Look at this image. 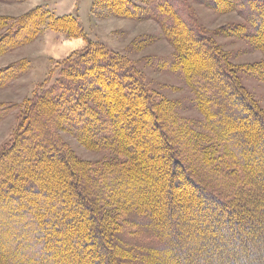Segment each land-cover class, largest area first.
<instances>
[{"label": "trees", "instance_id": "trees-1", "mask_svg": "<svg viewBox=\"0 0 264 264\" xmlns=\"http://www.w3.org/2000/svg\"><path fill=\"white\" fill-rule=\"evenodd\" d=\"M89 55H75L67 62L70 70L42 89L25 135L0 157V264H264V121L252 120L239 97L232 98L233 84L224 96L228 75L220 63L207 70L218 76L215 83L200 73L193 82L229 161L215 166L211 160L219 171L212 176L195 148L186 160L179 157L160 115L137 116V105L157 104L135 67L105 51ZM112 86L127 87L129 102L104 112V120L99 111ZM52 101L58 105L49 110ZM247 121L256 129L253 139L250 129H230L241 123L247 128ZM148 122L165 142L152 155L142 149L150 133L140 125ZM61 127L94 137L97 147L115 149L127 161L98 170L75 159L56 135ZM162 157L170 164L159 162ZM58 158L66 174L46 173L43 168ZM124 185L128 192L121 196ZM105 206H113L126 225Z\"/></svg>", "mask_w": 264, "mask_h": 264}, {"label": "rangeland", "instance_id": "rangeland-1", "mask_svg": "<svg viewBox=\"0 0 264 264\" xmlns=\"http://www.w3.org/2000/svg\"><path fill=\"white\" fill-rule=\"evenodd\" d=\"M74 39H82L84 45L72 50ZM99 50L118 55L135 67L145 81L146 93L155 98L156 107L137 105L141 111L137 116L146 120L160 115L162 128L176 139L179 157L186 160L185 154L195 148L205 164L202 168L214 171L212 176L219 171L209 165L211 160L215 166L229 161L211 130L203 98L195 92L194 74L215 83L218 76L207 70L217 69L220 63L229 80L224 77L228 84L222 88L224 96L234 87L231 97H239L252 120L264 121V0H0V157L25 135L32 102L42 89L56 83L75 55L95 56ZM78 77L85 79L84 74ZM128 92L127 87H110L100 117L105 120L104 112L114 113L128 105ZM50 104L49 110L58 105L55 101ZM242 125L230 129L240 134L250 129L253 139L256 129ZM153 126V122L140 125V129L149 130L150 141L142 149L148 147L151 155L165 143L151 130ZM56 135L69 154L98 170L114 163L118 167L125 160L115 149L97 147L92 136L62 127ZM110 141L115 145L116 141ZM158 161L167 164L169 158ZM59 162L58 158L43 170L66 174L65 164ZM238 177L245 179L242 173ZM66 185L72 196L71 184ZM127 185L121 186V196L128 192ZM150 198V193L144 195V201ZM112 199L111 204L118 198ZM113 206L105 209L117 215L118 224L126 225ZM96 234L100 237L104 233ZM3 245L0 243V248Z\"/></svg>", "mask_w": 264, "mask_h": 264}, {"label": "crops", "instance_id": "crops-1", "mask_svg": "<svg viewBox=\"0 0 264 264\" xmlns=\"http://www.w3.org/2000/svg\"><path fill=\"white\" fill-rule=\"evenodd\" d=\"M71 44L73 45L72 50H77L84 45V41L82 39H74L73 41H71Z\"/></svg>", "mask_w": 264, "mask_h": 264}]
</instances>
